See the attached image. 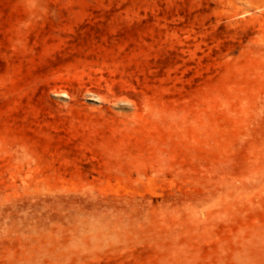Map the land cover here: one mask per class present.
I'll return each mask as SVG.
<instances>
[{
    "label": "rangeland",
    "instance_id": "rangeland-1",
    "mask_svg": "<svg viewBox=\"0 0 264 264\" xmlns=\"http://www.w3.org/2000/svg\"><path fill=\"white\" fill-rule=\"evenodd\" d=\"M0 264H264V0H0Z\"/></svg>",
    "mask_w": 264,
    "mask_h": 264
}]
</instances>
